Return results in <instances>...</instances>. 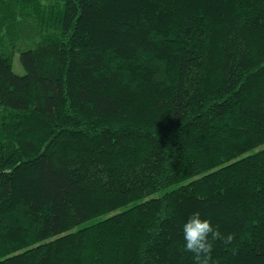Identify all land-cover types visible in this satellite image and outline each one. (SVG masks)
<instances>
[{"label":"trees","instance_id":"obj_1","mask_svg":"<svg viewBox=\"0 0 264 264\" xmlns=\"http://www.w3.org/2000/svg\"><path fill=\"white\" fill-rule=\"evenodd\" d=\"M197 211L264 264V0H0V264H195Z\"/></svg>","mask_w":264,"mask_h":264},{"label":"clouds","instance_id":"obj_2","mask_svg":"<svg viewBox=\"0 0 264 264\" xmlns=\"http://www.w3.org/2000/svg\"><path fill=\"white\" fill-rule=\"evenodd\" d=\"M183 252L193 255L195 264H212L213 243L217 240L230 245L234 234L223 235L218 226H213L209 219H202L199 211L193 212L183 223Z\"/></svg>","mask_w":264,"mask_h":264},{"label":"rangeland","instance_id":"obj_3","mask_svg":"<svg viewBox=\"0 0 264 264\" xmlns=\"http://www.w3.org/2000/svg\"><path fill=\"white\" fill-rule=\"evenodd\" d=\"M12 68L17 73H22L23 69L18 60V53L16 52L12 58Z\"/></svg>","mask_w":264,"mask_h":264}]
</instances>
